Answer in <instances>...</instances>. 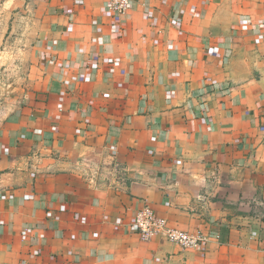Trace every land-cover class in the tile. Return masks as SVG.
<instances>
[{
  "label": "crops",
  "instance_id": "1",
  "mask_svg": "<svg viewBox=\"0 0 264 264\" xmlns=\"http://www.w3.org/2000/svg\"><path fill=\"white\" fill-rule=\"evenodd\" d=\"M132 1L0 0L34 59L0 118V264H264V0ZM145 204L217 238L112 223Z\"/></svg>",
  "mask_w": 264,
  "mask_h": 264
},
{
  "label": "built area",
  "instance_id": "2",
  "mask_svg": "<svg viewBox=\"0 0 264 264\" xmlns=\"http://www.w3.org/2000/svg\"><path fill=\"white\" fill-rule=\"evenodd\" d=\"M143 4V0L141 2ZM133 7L132 0H108L107 10L112 18H123L127 16ZM250 27L264 34V20H253L250 22ZM258 44L264 45V36L258 39ZM88 123V121L86 122ZM14 193H4L0 195L1 201L14 200ZM24 199H28V196H24ZM61 212H64L66 208L61 206L59 208ZM103 221L108 222L110 218L103 216ZM73 220L79 224H85L86 219L75 214ZM112 223L118 228H126L128 232L135 234L143 242H149L154 239H161L173 244L178 245L182 249H194L200 252H204L207 243L212 238H217L215 232L204 234L200 227L193 231H183L173 228L169 225L167 220L161 216L155 214L153 209L145 204L140 209L126 213L125 216L116 217L112 219ZM211 224L213 222L211 221ZM33 234L31 228H26L19 232V239L22 242L28 241ZM255 236V233H252ZM74 239V236H71Z\"/></svg>",
  "mask_w": 264,
  "mask_h": 264
},
{
  "label": "rangeland",
  "instance_id": "3",
  "mask_svg": "<svg viewBox=\"0 0 264 264\" xmlns=\"http://www.w3.org/2000/svg\"><path fill=\"white\" fill-rule=\"evenodd\" d=\"M11 22L7 17L0 22V118L21 104L34 77L33 55L22 52V36L12 32ZM23 26L20 19L15 31Z\"/></svg>",
  "mask_w": 264,
  "mask_h": 264
}]
</instances>
